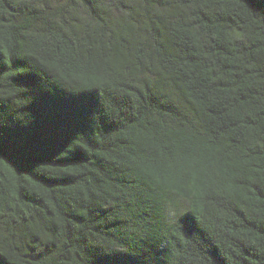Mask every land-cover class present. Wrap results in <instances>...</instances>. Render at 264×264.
I'll return each instance as SVG.
<instances>
[{
    "label": "trees",
    "instance_id": "16d2710c",
    "mask_svg": "<svg viewBox=\"0 0 264 264\" xmlns=\"http://www.w3.org/2000/svg\"><path fill=\"white\" fill-rule=\"evenodd\" d=\"M0 264H264V0H0Z\"/></svg>",
    "mask_w": 264,
    "mask_h": 264
}]
</instances>
